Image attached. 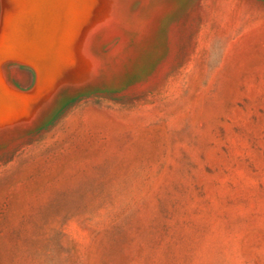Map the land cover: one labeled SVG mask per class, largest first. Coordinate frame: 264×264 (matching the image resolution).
I'll list each match as a JSON object with an SVG mask.
<instances>
[{"label": "rangeland", "instance_id": "374dc122", "mask_svg": "<svg viewBox=\"0 0 264 264\" xmlns=\"http://www.w3.org/2000/svg\"><path fill=\"white\" fill-rule=\"evenodd\" d=\"M0 264H264V0H0Z\"/></svg>", "mask_w": 264, "mask_h": 264}]
</instances>
